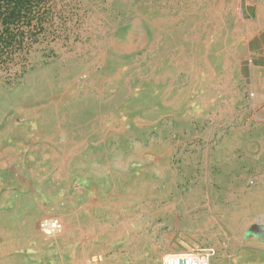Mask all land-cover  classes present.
Masks as SVG:
<instances>
[{"label": "rangeland", "instance_id": "374dc122", "mask_svg": "<svg viewBox=\"0 0 264 264\" xmlns=\"http://www.w3.org/2000/svg\"><path fill=\"white\" fill-rule=\"evenodd\" d=\"M70 2L0 78V264H264V0Z\"/></svg>", "mask_w": 264, "mask_h": 264}, {"label": "trees", "instance_id": "16d2710c", "mask_svg": "<svg viewBox=\"0 0 264 264\" xmlns=\"http://www.w3.org/2000/svg\"><path fill=\"white\" fill-rule=\"evenodd\" d=\"M70 0H0V78L13 83L31 68L34 52L68 40ZM74 12V11H73ZM71 12V13H73Z\"/></svg>", "mask_w": 264, "mask_h": 264}, {"label": "built area", "instance_id": "2783aa9c", "mask_svg": "<svg viewBox=\"0 0 264 264\" xmlns=\"http://www.w3.org/2000/svg\"><path fill=\"white\" fill-rule=\"evenodd\" d=\"M215 253L212 249H197L186 253H170L163 264H214Z\"/></svg>", "mask_w": 264, "mask_h": 264}, {"label": "crops", "instance_id": "0c3cea01", "mask_svg": "<svg viewBox=\"0 0 264 264\" xmlns=\"http://www.w3.org/2000/svg\"><path fill=\"white\" fill-rule=\"evenodd\" d=\"M256 24H259V23H256ZM255 28H257V27H255ZM257 33H260V32H257ZM252 61H253V59H252ZM253 97L256 98L255 95ZM262 163L264 164V161ZM261 231H264V226H261L260 230L259 229L256 230V235L258 236V233Z\"/></svg>", "mask_w": 264, "mask_h": 264}, {"label": "water", "instance_id": "95a60500", "mask_svg": "<svg viewBox=\"0 0 264 264\" xmlns=\"http://www.w3.org/2000/svg\"><path fill=\"white\" fill-rule=\"evenodd\" d=\"M258 236L261 238V239H264V231H261L258 233Z\"/></svg>", "mask_w": 264, "mask_h": 264}]
</instances>
